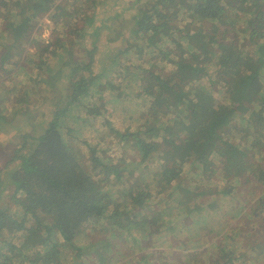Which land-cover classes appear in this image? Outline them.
<instances>
[{"label": "trees", "instance_id": "trees-1", "mask_svg": "<svg viewBox=\"0 0 264 264\" xmlns=\"http://www.w3.org/2000/svg\"><path fill=\"white\" fill-rule=\"evenodd\" d=\"M46 14L66 33L15 63V74L29 72L24 82L0 81L2 90L11 82L13 100L0 97V128L14 130L0 167V264H113L142 252L157 232L176 231L199 250L180 264H264L256 225L225 232L204 251L217 209L199 199L218 172L225 187L210 195L229 206V177L264 190V0H0L4 56L22 55ZM57 86L63 93L55 97ZM40 91L53 96L49 120L30 99ZM135 100L143 101L139 110ZM109 103L120 107L122 127L106 120L97 132ZM235 131L245 141L230 144ZM114 150L123 152L107 153ZM253 153L258 163L247 165ZM263 210L264 201L260 223ZM247 215L241 219L255 224ZM139 257L124 264H155L150 253ZM156 264L178 262L160 256Z\"/></svg>", "mask_w": 264, "mask_h": 264}, {"label": "rangeland", "instance_id": "rangeland-1", "mask_svg": "<svg viewBox=\"0 0 264 264\" xmlns=\"http://www.w3.org/2000/svg\"><path fill=\"white\" fill-rule=\"evenodd\" d=\"M127 1H129V0H127ZM105 11H106V13H105L106 17H108V18L113 17L114 12L111 10V4L105 8ZM130 15H132V12L127 13V15L125 16V19H128ZM121 23H122L121 21L117 22V24H121ZM61 29H62V26H59V25L56 26L50 20L49 14L43 15L42 17L39 18V22L36 24V26L34 27L33 31L30 34V37L27 39L25 45L23 46L24 52L22 55H16L14 52H8L7 54H9V56H4L6 54L4 52V49L2 48L3 43H2V41H0V81L7 80L8 78L13 79V77H14L15 81H17V83H20V82L22 83V81L24 82L27 79V77L29 76V72L27 71V73H26V71L19 70V72L17 74H15V71L18 70V67L15 66L16 65L15 63H17V62L22 63L26 54H35V53H37V51H41L43 48H46V46L48 44H53L56 41V39H58V37L61 33L62 34L66 33V31L62 32ZM104 37L105 36H103L102 38L104 39ZM106 41L107 40L105 39L104 42H106ZM89 43H90V40H87L86 41V47H89ZM118 44L119 43L116 42L115 46ZM105 46L106 45H101L99 47L100 53H106L105 52L106 51ZM11 54L13 56H11ZM105 55H107V54H105ZM32 62H35V59H32ZM28 66L30 67V64ZM93 68H94L93 69L94 71H96V72L99 71V69H100L99 61H97L94 64ZM28 69H30V68H28ZM43 69L46 70L45 68H43ZM54 69H55V67H53V71H55ZM31 72L35 73V70H33ZM9 83H11V82H6V85L4 86L3 90H2V88H0V97L3 98L1 100H4V105H6L5 100H7V99L10 100V96L6 95V90H9V88H10ZM102 85H104V84H102ZM54 93H55L54 94L55 97H58L59 94H62L63 92L57 86V88H55ZM96 96H99V95L96 94ZM52 97H51V95L49 96V95H47V93L40 91V92H37V94L35 96H32L30 98L33 105H35L36 101H39L40 104L41 103L43 104L42 106H40L37 109V111L39 113L43 114L44 118L48 119V120H49L50 114H51L50 113V106L52 103ZM135 102L137 103V105H138L137 109L139 110L143 105V101L142 100H135ZM105 103H107V102L105 101ZM122 103H123V101H121L120 104H122ZM1 104H3V102L2 103L0 102V106H1ZM11 104H13V100L11 101ZM1 108L2 107H0V110H2ZM119 108L120 107H117V106L114 107L111 103L107 104V108L104 107L105 112H103V113L100 112L101 117L99 119V122H97L98 123L97 124L98 128L96 129L97 132H100L101 130L105 131V129H103V124L106 120H110L112 122L113 126L116 124V125H119L120 127H122V123L119 122L120 118L116 119V117H120L119 115H123L121 111L118 112ZM110 109H114V110H112L110 112ZM20 117L23 118L22 115H20ZM20 117L15 118V120L13 121L14 127L21 125L20 123H21L22 119ZM41 119H43V117L42 118L40 117V120ZM70 120H68V121H70ZM116 120L118 121V123H116ZM126 127H129L131 129L132 125H127ZM36 128L37 127H33L32 131ZM13 133H14V130L11 127L3 126L2 128H0V143L2 145L3 150L5 151V153L0 152V167L2 166V162L5 159V156L7 157L9 155V154H7V152L10 150V144L7 141L10 138H12ZM235 133H236V131L233 133L232 132L229 133L230 134V136H229L230 137V140H229L230 144H236V143H239L240 141H245L244 136L241 139L239 137L237 139H235ZM245 135H248L247 131L245 132ZM13 144H16V143H13ZM121 152H123V150ZM121 152L120 151L116 152L114 150V151H110L107 153L114 156L115 158H118L121 155L120 154ZM256 154L257 153H255V154L253 153V155H249L248 158L245 159V162H247V165L249 163H258V160L256 159V156H257ZM129 155H133V154H130V153L125 154L126 157ZM133 159L136 160L138 158H136V156H132V160ZM250 159H251V161H250ZM255 159H256V162H255ZM215 161H217V160H215ZM214 164L215 163L212 162L213 167H215ZM259 164L261 165V167L263 166V163L261 161L259 162ZM237 165L239 166V163ZM223 176H221V173L218 172V173H216L215 176H210L211 178L209 180L203 182L202 183L203 185H209V187L206 186V188H205V191L207 192V194L204 197L199 198L201 200L204 199V201L206 203L214 202L213 207H214V209H217V215H212V217L210 216V219L207 221L206 229H207L208 225L211 228L206 231L208 233V235L203 239V242L201 243L204 251L208 250L210 253L212 251L211 249H214V245L217 244V242H219L221 240V238L225 232L227 233V235H231V234H229L230 233L229 231L232 230L233 231L232 235H234L237 231H239V230L242 231L243 227L241 228V226L244 224H245L244 226H246L248 229H253V227L256 225V227L258 226V228H261V230L264 232V223H260L259 215L257 214V212L261 209V205L264 201V190H262L261 188H258V187H254V185H252L247 180L246 181L245 180L240 181V183H236V179L232 180V177H229V181H228L229 187H234L233 195L235 196V199L232 200L231 206H229V203L225 197L222 198V196L218 195V193H216L215 196L210 195L211 194L210 191L213 188H216L215 191H217V190L225 187L224 186L225 180L222 179ZM188 181H190V180L185 179V183H187ZM206 182H208V183L206 184ZM10 193H11L10 190H8V192L7 191L4 192V195L6 197L4 198L3 202H7V197ZM260 198H263V201ZM244 201H246L245 204H243ZM151 204L154 205V202ZM242 207H244L243 211L241 210ZM152 211H154V209L148 210L146 214H150ZM235 213H239L238 216H235L234 215ZM245 213L248 214L247 217L253 216L255 224L252 222L253 220L251 218H245V220L241 219V217ZM233 215H234V218H232ZM263 215H264V213H263ZM262 221H264V220H262ZM237 227L239 229H237ZM87 231H89L88 233L91 236H95V234H98V232H99V230L95 231L92 227L87 228ZM214 234H215V236H214ZM102 235H103V233H101V231H100V234H98L97 237L102 236ZM179 235L185 236V239L182 240L181 236H179ZM212 235L214 236L213 240H212ZM187 236H190V235L186 232L178 233L176 231L175 234L174 233L173 234H170V233L167 234L164 232H157L155 235L152 236V238H153L152 240L151 239L148 241L143 240V242L139 246V247H143L142 252H139V249L134 248L133 252L134 253L138 252V254H136V255L133 254L134 256L130 255L125 260L123 259L120 261V259H118L120 262H116L113 264H124L126 261H129L132 263V262H134V260L139 261L141 258L139 256H141L144 253H150L151 260H147V262L149 261V263L155 262V264H156L158 261V258H160V256H162L163 258H165L169 261H175V262H178V264H180L178 260L181 258V256H183V259L185 260L189 254H195V252L199 251V250L189 249L185 244H183V242L188 243ZM77 243L81 244V242H79V241ZM233 243L236 245V247L240 246L238 243L237 237L234 238ZM239 250H241V249H239ZM155 253H157L158 255ZM159 253H160V255H159ZM238 254H239V252H238ZM262 256H264V255H262ZM203 259H206V258H202V260ZM253 260H255V259H253ZM250 262H251L250 260L249 261L247 260V263H246V259H245L244 263L250 264ZM236 264H241V261L237 262ZM257 264H262V263L257 262Z\"/></svg>", "mask_w": 264, "mask_h": 264}]
</instances>
